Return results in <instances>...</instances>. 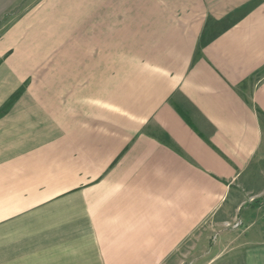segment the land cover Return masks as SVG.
<instances>
[{"label": "crops", "instance_id": "1", "mask_svg": "<svg viewBox=\"0 0 264 264\" xmlns=\"http://www.w3.org/2000/svg\"><path fill=\"white\" fill-rule=\"evenodd\" d=\"M262 177L264 0H42L0 35V264H264Z\"/></svg>", "mask_w": 264, "mask_h": 264}, {"label": "rangeland", "instance_id": "2", "mask_svg": "<svg viewBox=\"0 0 264 264\" xmlns=\"http://www.w3.org/2000/svg\"><path fill=\"white\" fill-rule=\"evenodd\" d=\"M41 1L42 0H0V35L4 31L9 29L18 19L22 18L32 9L37 7ZM252 186L257 190H261L262 188H264V178L262 177L256 179ZM250 196L252 197V199H255V201H258V198L255 197L256 195L253 194ZM238 219L240 218L236 216L233 220L227 222L233 223L235 220ZM227 222L223 224L224 228ZM244 228L245 226L243 223V227L237 232H241L242 230H244ZM191 245V242L187 243L185 246H183L180 253L177 254V257H175V259L179 261V264H191V261L193 260V258L191 257H193V254H195L191 253ZM224 260H226V258Z\"/></svg>", "mask_w": 264, "mask_h": 264}, {"label": "built area", "instance_id": "3", "mask_svg": "<svg viewBox=\"0 0 264 264\" xmlns=\"http://www.w3.org/2000/svg\"><path fill=\"white\" fill-rule=\"evenodd\" d=\"M255 199H251V202H254ZM243 227V222L241 219L235 220L233 223L232 222H227L225 224V229H228L230 231H235L237 232Z\"/></svg>", "mask_w": 264, "mask_h": 264}]
</instances>
